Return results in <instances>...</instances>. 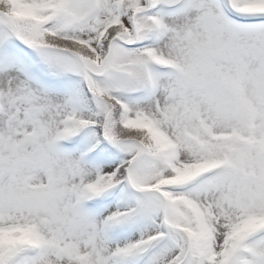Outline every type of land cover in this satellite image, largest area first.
<instances>
[{
	"label": "snow or ice",
	"instance_id": "1",
	"mask_svg": "<svg viewBox=\"0 0 264 264\" xmlns=\"http://www.w3.org/2000/svg\"><path fill=\"white\" fill-rule=\"evenodd\" d=\"M0 264H264V0H0Z\"/></svg>",
	"mask_w": 264,
	"mask_h": 264
}]
</instances>
